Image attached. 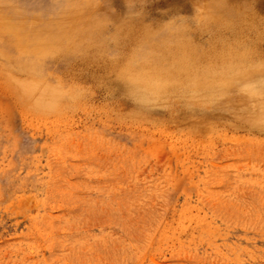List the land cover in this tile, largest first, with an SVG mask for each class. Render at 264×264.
<instances>
[{
    "label": "rangeland",
    "instance_id": "obj_1",
    "mask_svg": "<svg viewBox=\"0 0 264 264\" xmlns=\"http://www.w3.org/2000/svg\"><path fill=\"white\" fill-rule=\"evenodd\" d=\"M0 264H264V0H0Z\"/></svg>",
    "mask_w": 264,
    "mask_h": 264
}]
</instances>
